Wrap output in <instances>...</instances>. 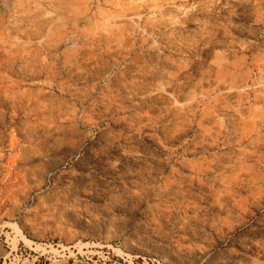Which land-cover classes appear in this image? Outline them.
<instances>
[{"label": "rangeland", "instance_id": "374dc122", "mask_svg": "<svg viewBox=\"0 0 264 264\" xmlns=\"http://www.w3.org/2000/svg\"><path fill=\"white\" fill-rule=\"evenodd\" d=\"M0 264H264V0H0Z\"/></svg>", "mask_w": 264, "mask_h": 264}]
</instances>
